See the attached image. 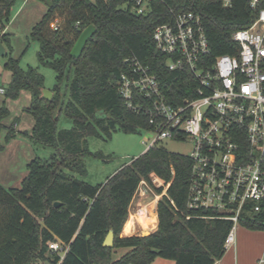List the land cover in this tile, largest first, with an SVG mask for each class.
<instances>
[{"label":"trees","instance_id":"1","mask_svg":"<svg viewBox=\"0 0 264 264\" xmlns=\"http://www.w3.org/2000/svg\"><path fill=\"white\" fill-rule=\"evenodd\" d=\"M51 1L30 35L38 42L37 58L55 73L52 95L43 98L44 76L37 67L23 69L18 59L9 57L5 66L10 80L4 87L6 98L17 99L22 91L30 93L24 108L33 117L30 131H23L33 142L51 146L46 158L34 157L19 187L0 184V264H57L60 253L49 248L52 240L67 246L60 264H151L156 257L172 259L175 264H212L226 249L224 238L228 220L203 218L210 210H192L186 205L190 158L166 150L155 143L120 167L102 183L92 185L77 176L85 175L81 157L89 152L88 137L111 138L114 131L135 133L152 128L148 115L127 108L116 82L128 71L124 58L134 55L154 73L169 97L191 94L194 83L187 68L169 70L167 56L155 46L152 33L156 25L172 21L174 13H198L211 47V56L235 54L239 46L232 33L248 27L259 7L247 0H232L223 7L220 0H147L145 13H136L134 0H44ZM13 0H0V42L8 43L3 32ZM59 18L58 29L49 26ZM92 24L95 31L80 56L70 50L82 29ZM102 112L103 116L97 113ZM10 110L0 106V134L15 136V121L6 125ZM60 115L72 122L58 129ZM4 146L0 142V150ZM99 154V153H97ZM155 174L169 182L152 211L157 226L148 234L120 236L128 209L141 179ZM160 193L162 187H155ZM174 202L172 205L169 201ZM59 201V206L54 202ZM190 215L189 218H186ZM262 214L243 222L249 228L264 227ZM150 212L141 224L150 226ZM130 222V219H129ZM114 231L112 246H104L109 229ZM124 232L131 233L126 221ZM126 248L117 258L114 249Z\"/></svg>","mask_w":264,"mask_h":264},{"label":"built area","instance_id":"2","mask_svg":"<svg viewBox=\"0 0 264 264\" xmlns=\"http://www.w3.org/2000/svg\"><path fill=\"white\" fill-rule=\"evenodd\" d=\"M220 1L223 7L232 4ZM247 1L255 9L263 0ZM132 9L145 13L147 0H134ZM59 20H51L50 28L58 29ZM152 37L167 56L169 70L190 71L194 83L186 91L191 94L169 97L157 76L134 55L124 58L128 71L116 82L118 92L128 109L148 115L153 136L144 141L147 149L164 138L192 140L185 153L191 160L186 205L214 213L203 218L231 223L223 242L227 250L235 244L241 223L264 216V6L248 27L232 33L239 46L235 54L211 56L201 17L192 11L174 13L172 21L154 27ZM4 90L0 86V93ZM150 179L162 187L153 193L154 210L169 182L155 174ZM147 183L141 179L134 196H147L151 192ZM48 246L60 253V264L67 246L59 240ZM212 264H220V259ZM258 264H264V254Z\"/></svg>","mask_w":264,"mask_h":264},{"label":"rangeland","instance_id":"3","mask_svg":"<svg viewBox=\"0 0 264 264\" xmlns=\"http://www.w3.org/2000/svg\"><path fill=\"white\" fill-rule=\"evenodd\" d=\"M46 9L47 3L44 0H13L10 6L9 20L4 22L3 27V32L9 37V42H1L5 52L0 55V86L6 87L10 80L11 74L5 63L11 56L18 59L19 66L23 69L28 66L37 67L38 71L44 76L45 87H53L55 73L51 68L39 63L37 58L38 42L30 35L32 27L41 19ZM2 104H5L10 110V115L4 120V123L8 125L16 120L14 125L16 133L9 141L5 139V129L0 134V142L4 146L0 150V184L5 188L19 187L21 180L27 173V163L34 157H49L54 149L46 144L33 142L28 135L23 133L25 130H31L30 128H32L34 122L31 114L24 110L30 104V93L28 91H22L17 99L6 98L3 93H0V106ZM71 126L72 122L60 115L57 124L58 129H68ZM152 136V132L141 130L135 133L114 131L111 138L105 139L88 137L89 152L81 157V161L85 164L86 174L75 173V176L92 185L104 182L107 177L113 175L124 164L129 163L132 158L142 154L147 149V144L144 143L145 139H151ZM159 145L168 151L185 154L190 152L192 140L189 137L178 140L164 138L159 142ZM147 184L151 192L147 196H141L137 193L131 200L127 219L120 232L121 237L124 235V225L129 218V214L135 213L137 222L139 221L141 224V218L147 215L148 210L150 212L153 210L152 199L153 193H156V186L151 179ZM140 205L143 206L141 212L137 211ZM0 217H3L1 211ZM154 217L152 214V218ZM131 222L130 216V226ZM135 225L136 229L132 230L131 235L148 234L152 231L150 226L148 229H142L138 223H135ZM249 229L251 230L242 233L236 239L235 251L232 248L223 254L225 260L230 257L229 259L233 263L236 261L237 264H258V260L264 254V227ZM126 250L122 247L114 249L112 257L117 258ZM151 264L175 263L172 259L156 257Z\"/></svg>","mask_w":264,"mask_h":264},{"label":"water","instance_id":"4","mask_svg":"<svg viewBox=\"0 0 264 264\" xmlns=\"http://www.w3.org/2000/svg\"><path fill=\"white\" fill-rule=\"evenodd\" d=\"M47 4L50 6L52 4L51 1H47ZM95 31V27L90 24V25H87L84 29H82V31L80 32L78 38L76 39V41L74 42L71 50H70V54L73 56V57H78L80 56L87 40L89 39V37L92 36V34L94 33ZM5 52V48L3 46V44L0 42V55H2L3 53ZM52 95V92L50 89L44 87L42 89V97L43 98H46V99H49ZM98 116H103V113L102 112H98L97 113ZM60 205V202L59 201H56L54 202V206H59ZM114 243V231L113 229H109L108 230V233L106 234L104 240H103V245L104 246H112Z\"/></svg>","mask_w":264,"mask_h":264},{"label":"crops","instance_id":"5","mask_svg":"<svg viewBox=\"0 0 264 264\" xmlns=\"http://www.w3.org/2000/svg\"><path fill=\"white\" fill-rule=\"evenodd\" d=\"M48 89H50V88H48ZM31 129V128H30ZM26 131H28V130H26ZM30 131V130H29ZM137 209H139V208H137ZM149 211V210H148ZM153 211V210H152ZM150 212V211H149ZM152 214L155 216L154 218H152ZM150 218H151V220H150V227L152 228V230L153 229H155L156 228V226H157V215H156V213H152V212H150ZM129 219H130V214H129V218H128V220H127V222H128V224H129V229L131 228L130 227V222H129ZM138 224H139V226L142 228V229H144V228H149V227H146V225H143V224H140L139 223V221H138ZM243 223H241L239 226H238V228H237V231H236V239L237 238H239V235H241L242 233L244 234V233H246V232H248V231H250L251 229H249L248 227H245L244 226V224L242 225ZM136 226V225H135ZM244 228V229H240V228ZM245 231V232H244ZM131 233H125L124 232V235L123 236H129V235H131L132 234V229H131V231H130ZM236 243H237V241L235 242V244L234 245H232L229 249H227L226 251H229V250H231L232 248L234 249V251H235V245H236ZM225 251V252H226ZM226 258V257H225ZM230 258V257H229ZM229 258H227L226 260L224 259V256H223V258H220V264H237L236 263V261L233 263L232 261H231V259H229ZM225 260V261H224ZM235 260H236V258H235ZM243 264V263H242Z\"/></svg>","mask_w":264,"mask_h":264},{"label":"bare ground","instance_id":"6","mask_svg":"<svg viewBox=\"0 0 264 264\" xmlns=\"http://www.w3.org/2000/svg\"><path fill=\"white\" fill-rule=\"evenodd\" d=\"M142 207L143 206L140 205V207H139V209L137 211L141 212ZM136 213H138V212H136ZM130 216H131V220H132L130 227L134 231L136 229L135 223H138L137 219H136V214L135 213H131Z\"/></svg>","mask_w":264,"mask_h":264}]
</instances>
